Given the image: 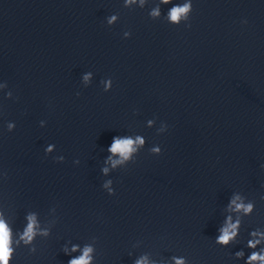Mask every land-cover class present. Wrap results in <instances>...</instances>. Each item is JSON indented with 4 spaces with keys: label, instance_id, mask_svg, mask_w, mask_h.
I'll return each mask as SVG.
<instances>
[{
    "label": "water",
    "instance_id": "water-1",
    "mask_svg": "<svg viewBox=\"0 0 264 264\" xmlns=\"http://www.w3.org/2000/svg\"><path fill=\"white\" fill-rule=\"evenodd\" d=\"M114 13L120 19L108 28L104 18ZM190 23L152 21L147 8L129 11L120 0H0V80L13 93L0 99V125H17L0 134V207L14 229L29 210L43 221L55 207L57 217L37 252L19 248L12 264H68L63 244L92 237L97 264H132L143 252L243 264L231 259L243 244L213 241L232 191L256 205L241 236L264 227V3L194 0ZM84 71L94 73L86 89ZM107 77L105 93L99 81ZM148 119L156 126L146 128ZM161 122L168 130L157 135ZM129 131L146 148L111 174L109 197L100 189L101 149ZM48 143L57 149L51 156ZM154 144L160 156L147 151ZM58 154L64 163L53 162Z\"/></svg>",
    "mask_w": 264,
    "mask_h": 264
},
{
    "label": "clouds",
    "instance_id": "clouds-1",
    "mask_svg": "<svg viewBox=\"0 0 264 264\" xmlns=\"http://www.w3.org/2000/svg\"><path fill=\"white\" fill-rule=\"evenodd\" d=\"M121 6L129 11L139 9L141 11L147 8V17L152 21L163 19L168 25L179 27L183 25L185 29L191 28L190 17L193 12L194 0H120ZM152 3L151 7L148 5ZM264 3V0H260ZM167 8L165 14L162 15V6ZM120 19L118 13L110 14L104 18V24L111 28ZM241 25H247L246 18L241 19ZM132 33L124 31L122 39H130ZM94 80L92 71H84L80 75V85L83 88H89ZM103 92L108 93L112 90L113 80L111 77L104 78L99 81ZM77 97L80 92L75 93ZM13 98L12 91L8 90V83L0 80V99L9 100ZM135 114V113H134ZM47 121L40 120L39 127H46ZM16 122L8 120L0 125V134L3 132L13 133L16 129ZM146 128L156 126L155 119L145 121ZM168 130L166 123L161 122L156 128L157 135L163 134ZM146 138L138 133L129 131L126 135H115L112 137L111 143L106 149L107 155L100 164V176L104 179L100 184V189L107 196L112 197L116 194L114 181L111 174L117 170H123L128 165L135 162L136 157L146 148ZM56 145L48 143L43 148L45 156H51L56 152ZM150 155L160 156L162 148L158 144H154L147 149ZM53 162L62 164L65 157L62 154L52 156ZM79 159L73 160V165L78 166ZM264 170V163L259 165ZM6 174L0 171V179H4ZM260 200L264 201V195L260 196ZM256 208L255 202L239 191H232L228 198L227 204L222 208L221 215L223 220L219 224L213 243L220 248H229L238 244L243 247L231 253V259L234 262L243 261V264H264V227L258 226L247 232L246 237L241 236V229L245 218L252 216ZM48 217L41 220L37 211H27L23 217V226L21 229H14V224L10 221L6 211L0 207V264H12L16 250L19 248L27 249L29 254H35L37 248L36 240H47L52 235V229L57 222L56 208L49 209ZM97 240L92 237L88 242L73 243L71 240L66 241L61 251L65 256L70 257L68 264H97ZM140 242L132 245L133 249L139 248ZM247 249V255L245 253ZM133 251H129L128 256L131 258ZM132 264H189V260L184 255H171L166 259H156L150 252H143L135 256Z\"/></svg>",
    "mask_w": 264,
    "mask_h": 264
}]
</instances>
